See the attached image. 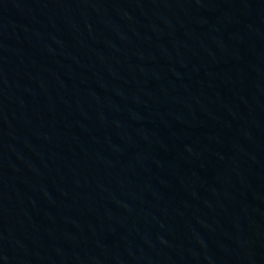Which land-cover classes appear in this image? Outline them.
<instances>
[{"label": "water", "instance_id": "obj_1", "mask_svg": "<svg viewBox=\"0 0 264 264\" xmlns=\"http://www.w3.org/2000/svg\"><path fill=\"white\" fill-rule=\"evenodd\" d=\"M0 264H264V0H0Z\"/></svg>", "mask_w": 264, "mask_h": 264}]
</instances>
